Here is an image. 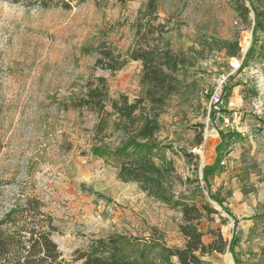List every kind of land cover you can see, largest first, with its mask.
I'll use <instances>...</instances> for the list:
<instances>
[{
	"label": "rangeland",
	"instance_id": "1",
	"mask_svg": "<svg viewBox=\"0 0 264 264\" xmlns=\"http://www.w3.org/2000/svg\"><path fill=\"white\" fill-rule=\"evenodd\" d=\"M146 1L52 0L42 8L0 0V220L27 197L38 198L69 264H80L72 262L74 250L109 235H155L170 248L184 246L180 208L121 182L110 158L91 157L97 117L70 105L92 75L104 77L113 96H140V63L108 72L94 62L99 44L120 52L131 46L129 25ZM156 1L169 49L186 60L176 75L179 90L159 117L157 141L170 147L163 154L176 175L165 187L214 209L199 220L202 242L220 235L227 247L202 257L205 264H264V39L242 64L253 40L252 1ZM240 2L250 9L246 19L236 10ZM234 58L241 64L235 72ZM221 74L224 119L203 94ZM213 165L205 179L203 169Z\"/></svg>",
	"mask_w": 264,
	"mask_h": 264
},
{
	"label": "trees",
	"instance_id": "2",
	"mask_svg": "<svg viewBox=\"0 0 264 264\" xmlns=\"http://www.w3.org/2000/svg\"><path fill=\"white\" fill-rule=\"evenodd\" d=\"M116 1L123 6L134 0ZM251 1L253 40L243 57L244 67L260 52L262 46L257 45H262L264 39V5L259 8L264 0ZM51 2L33 0L36 6L42 8ZM239 4L236 6L239 16L248 18L250 9L244 2ZM63 5L68 7L67 4ZM166 27L167 23L159 20L157 1L147 0L129 25L134 36L130 47L124 52L106 44H99L95 48L97 58L94 68L116 72L130 61L140 63L139 97L131 100L122 93L113 96L106 79L92 75L82 93L72 99L70 105L77 111L85 110L97 117L94 140L90 145L91 157L110 158L118 166L117 177L121 182L136 183L147 196L173 208H180L182 222L178 229L185 239L184 246L170 248L155 235L147 238L109 235L91 241L85 248L74 250V263L205 264L202 257L213 252L225 253L227 243L220 235H216L209 244L202 242L198 223L203 215L214 212L211 205H195L193 199L176 197L165 187L168 177L174 178L176 175L163 154L170 147L157 141L159 117L170 96L179 90L181 81L176 75L183 71L186 64L183 54L169 49V42L165 38L168 33ZM236 52L231 55L234 56ZM211 115L215 118L216 112L211 110ZM223 145L221 142L218 147L222 148ZM184 156L190 155L185 153ZM213 170L214 165L203 169L205 179L213 175ZM210 198L220 204L215 195ZM7 225L12 227L11 231L1 229ZM56 231L57 227L51 215L44 210L42 202L33 196L27 197L24 204L6 213L0 220V264H69L52 240Z\"/></svg>",
	"mask_w": 264,
	"mask_h": 264
},
{
	"label": "built area",
	"instance_id": "3",
	"mask_svg": "<svg viewBox=\"0 0 264 264\" xmlns=\"http://www.w3.org/2000/svg\"><path fill=\"white\" fill-rule=\"evenodd\" d=\"M230 69L232 71H236L240 68L241 64H240V61L238 59H232L230 61ZM218 81L216 82L215 86L209 90V89H205L203 94L205 96H208L209 98V102H210V105L213 106V108L217 111V115L218 117L224 119V116L220 115V107L219 105L221 104V101H222V86L223 84L225 83V76L223 74L219 75ZM227 120V119H226Z\"/></svg>",
	"mask_w": 264,
	"mask_h": 264
},
{
	"label": "crops",
	"instance_id": "4",
	"mask_svg": "<svg viewBox=\"0 0 264 264\" xmlns=\"http://www.w3.org/2000/svg\"><path fill=\"white\" fill-rule=\"evenodd\" d=\"M133 62V61H132ZM135 63H139V62H135Z\"/></svg>",
	"mask_w": 264,
	"mask_h": 264
}]
</instances>
